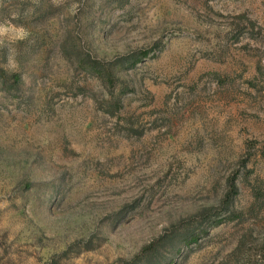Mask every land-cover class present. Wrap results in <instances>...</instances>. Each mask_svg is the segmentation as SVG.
Listing matches in <instances>:
<instances>
[{
  "label": "rangeland",
  "instance_id": "374dc122",
  "mask_svg": "<svg viewBox=\"0 0 264 264\" xmlns=\"http://www.w3.org/2000/svg\"><path fill=\"white\" fill-rule=\"evenodd\" d=\"M8 23L0 264H264V0H0Z\"/></svg>",
  "mask_w": 264,
  "mask_h": 264
},
{
  "label": "trees",
  "instance_id": "16d2710c",
  "mask_svg": "<svg viewBox=\"0 0 264 264\" xmlns=\"http://www.w3.org/2000/svg\"><path fill=\"white\" fill-rule=\"evenodd\" d=\"M138 59L135 57H130V58H126L124 59V61H122L123 64H125L128 68H132L135 67L136 61ZM92 74L95 75L104 85L106 86H113L115 83V78L113 77V73L111 71V69H107L105 67H101L99 65V63H94L92 65ZM16 81L19 82V77L15 76ZM236 186V185H234Z\"/></svg>",
  "mask_w": 264,
  "mask_h": 264
},
{
  "label": "clouds",
  "instance_id": "9594fccd",
  "mask_svg": "<svg viewBox=\"0 0 264 264\" xmlns=\"http://www.w3.org/2000/svg\"><path fill=\"white\" fill-rule=\"evenodd\" d=\"M10 32L15 33L16 39H24L25 38V29L22 25H12L11 23L8 24H0V38L7 35Z\"/></svg>",
  "mask_w": 264,
  "mask_h": 264
}]
</instances>
